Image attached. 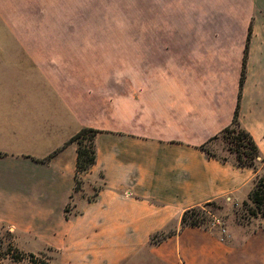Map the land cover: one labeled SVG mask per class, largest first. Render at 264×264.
I'll list each match as a JSON object with an SVG mask.
<instances>
[{"label": "crops", "instance_id": "0c3cea01", "mask_svg": "<svg viewBox=\"0 0 264 264\" xmlns=\"http://www.w3.org/2000/svg\"><path fill=\"white\" fill-rule=\"evenodd\" d=\"M198 1L207 19L184 26L181 72H120L119 91L111 72H0V223L21 249L53 248L59 264H264V215L238 241L181 225L250 188L252 167L200 147L237 106L264 156V0ZM83 126L99 130L75 190Z\"/></svg>", "mask_w": 264, "mask_h": 264}, {"label": "rangeland", "instance_id": "374dc122", "mask_svg": "<svg viewBox=\"0 0 264 264\" xmlns=\"http://www.w3.org/2000/svg\"><path fill=\"white\" fill-rule=\"evenodd\" d=\"M198 9V0H0V72H111L113 91L128 88L120 72H181L184 26L207 19ZM228 146L221 134L206 143L221 157ZM256 169L264 172L261 162ZM253 181L246 196L199 205L202 225L231 241L255 229ZM24 249L0 223V264H59L53 248Z\"/></svg>", "mask_w": 264, "mask_h": 264}, {"label": "trees", "instance_id": "16d2710c", "mask_svg": "<svg viewBox=\"0 0 264 264\" xmlns=\"http://www.w3.org/2000/svg\"><path fill=\"white\" fill-rule=\"evenodd\" d=\"M244 72L241 73L240 85L243 80ZM98 128L83 126L76 133L70 137V141L77 143V157H76V171L74 189L78 190L81 187L82 179L80 173L87 170L95 161V146L94 136L98 132ZM221 134L230 143L228 146L230 153L234 155V161L237 166H249L256 171L254 175V185L251 188L248 198L253 202V205L248 207L251 215H264V172L257 174L256 163L261 162L264 167V156L261 154L252 135L242 126L238 118V106L234 110L231 122L224 126L221 131L210 137L208 141L201 144L200 147L205 150L210 156L225 160V157L208 151L206 143L217 138ZM199 205L185 209L181 214V225H202V219L199 214ZM68 205H66V210ZM168 235L167 232H156L150 237L152 241L156 242ZM19 256H17L18 258Z\"/></svg>", "mask_w": 264, "mask_h": 264}]
</instances>
